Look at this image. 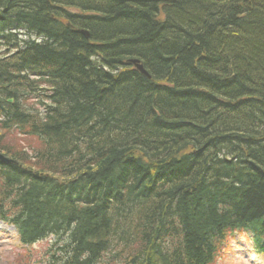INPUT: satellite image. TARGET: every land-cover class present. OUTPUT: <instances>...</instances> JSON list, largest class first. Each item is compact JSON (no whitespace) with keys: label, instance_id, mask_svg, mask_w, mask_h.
I'll return each instance as SVG.
<instances>
[{"label":"trees","instance_id":"1","mask_svg":"<svg viewBox=\"0 0 264 264\" xmlns=\"http://www.w3.org/2000/svg\"><path fill=\"white\" fill-rule=\"evenodd\" d=\"M0 153L13 264H264V0H0Z\"/></svg>","mask_w":264,"mask_h":264},{"label":"rangeland","instance_id":"2","mask_svg":"<svg viewBox=\"0 0 264 264\" xmlns=\"http://www.w3.org/2000/svg\"><path fill=\"white\" fill-rule=\"evenodd\" d=\"M244 237H238L233 245V254L226 255L224 264H260L261 260L258 256L250 254L251 244L244 240ZM48 242L41 243L37 245L35 250H45L47 248ZM18 241L16 240L15 230L5 224L0 223V264H13L17 261V257L20 252L17 250ZM20 251V250H19ZM253 259V260H251ZM232 260V261H231ZM255 261V263H254Z\"/></svg>","mask_w":264,"mask_h":264},{"label":"water","instance_id":"3","mask_svg":"<svg viewBox=\"0 0 264 264\" xmlns=\"http://www.w3.org/2000/svg\"><path fill=\"white\" fill-rule=\"evenodd\" d=\"M82 34L89 38V33L88 32H82ZM131 63L136 67V69H138L140 71L141 74H143L144 76H146L147 78H151L147 72L143 69V67L139 64V62L137 61H131ZM0 160L6 163H14V161L7 159L5 156L0 154Z\"/></svg>","mask_w":264,"mask_h":264},{"label":"bare ground","instance_id":"4","mask_svg":"<svg viewBox=\"0 0 264 264\" xmlns=\"http://www.w3.org/2000/svg\"><path fill=\"white\" fill-rule=\"evenodd\" d=\"M87 32V31H85V30H82L81 31V34H82V32ZM83 35V34H82ZM38 40V38L37 37H32V41H37ZM131 61H137V62H139V64L143 67V65L141 64V61L140 60H138V59H131V60H129L128 61V64L129 65H131V66H133L134 67V69L136 70V71H138L139 73H140V71L138 70V69H136V67L131 63ZM143 69L145 70V68L143 67ZM146 71V70H145ZM147 72V71H146ZM141 74V73H140ZM147 74L149 75V73L147 72ZM141 75H143V74H141ZM144 76V75H143ZM150 76V75H149ZM145 78H147L146 76H144ZM151 77V76H150ZM147 79H151V78H147ZM10 103H12V101L10 100L9 101ZM93 132V131H92ZM92 132H90L89 133V130H88V132L87 131H85V133L84 134H86V135H90Z\"/></svg>","mask_w":264,"mask_h":264}]
</instances>
